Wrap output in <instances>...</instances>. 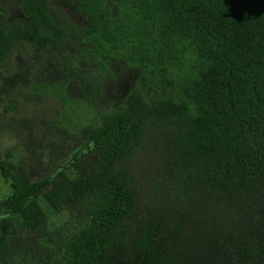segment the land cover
I'll use <instances>...</instances> for the list:
<instances>
[{
  "label": "trees",
  "instance_id": "1",
  "mask_svg": "<svg viewBox=\"0 0 264 264\" xmlns=\"http://www.w3.org/2000/svg\"><path fill=\"white\" fill-rule=\"evenodd\" d=\"M0 8L3 114L29 86L94 117L53 177L0 158V264H264V0Z\"/></svg>",
  "mask_w": 264,
  "mask_h": 264
},
{
  "label": "rangeland",
  "instance_id": "2",
  "mask_svg": "<svg viewBox=\"0 0 264 264\" xmlns=\"http://www.w3.org/2000/svg\"><path fill=\"white\" fill-rule=\"evenodd\" d=\"M22 59L25 60L22 57L16 59V64L19 65ZM14 71L13 64L10 74H14ZM0 73V78L9 76V73L2 71L1 68ZM111 86L113 85L108 89ZM16 90L23 93L21 103L18 110L8 114H3V109L10 105L13 94L0 90V158L9 153H13L12 158L17 160L22 156L26 157L28 164H25L34 181L53 177L70 158L71 152L79 148L84 141L79 136L78 124L73 128L67 122L68 117L71 121H84L88 125L94 119L92 112L84 113L81 104L79 111L76 109V114L70 113L71 107L69 110L60 100H53L47 96L39 103L30 97L33 93L29 86ZM4 189L6 182L0 177V197ZM67 218L68 214L64 213L52 215V221L58 223L65 222Z\"/></svg>",
  "mask_w": 264,
  "mask_h": 264
},
{
  "label": "flooded vegetation",
  "instance_id": "3",
  "mask_svg": "<svg viewBox=\"0 0 264 264\" xmlns=\"http://www.w3.org/2000/svg\"><path fill=\"white\" fill-rule=\"evenodd\" d=\"M58 5H59V4H58ZM63 9H64V11H65V7H64V5H63V7L60 6L59 10L62 11ZM61 19H62V18H59L58 21H60ZM75 19H77V18L72 17V20L74 21V23L77 24V22H76ZM77 20H78V22H79V24H80L81 19H77ZM77 25H78V24H77ZM56 54H57V56H59V57L61 56V54L58 53V52H57ZM57 56L54 55L53 57L56 58ZM58 81H59V80H58ZM42 83H44V82H42ZM109 85H122V84L117 83V82H115V81H112V82L109 83ZM126 85H127V84H126ZM76 87H77V89L79 90V85H76ZM113 87H115V86H111V88H110V93H114V91H113V89H112ZM41 88H42V87H41ZM42 90H43V88H42ZM80 91H81V90H80ZM111 98H112V99H115V98H116V95L113 94Z\"/></svg>",
  "mask_w": 264,
  "mask_h": 264
}]
</instances>
